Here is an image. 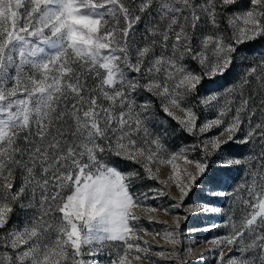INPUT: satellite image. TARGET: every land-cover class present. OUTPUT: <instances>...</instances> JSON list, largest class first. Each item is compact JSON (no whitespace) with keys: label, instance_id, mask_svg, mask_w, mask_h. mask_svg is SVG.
<instances>
[{"label":"snow or ice","instance_id":"1","mask_svg":"<svg viewBox=\"0 0 264 264\" xmlns=\"http://www.w3.org/2000/svg\"><path fill=\"white\" fill-rule=\"evenodd\" d=\"M253 44L264 49V0H0V264H159L140 233L184 264L187 216L163 233L139 225L161 211L143 201L173 184V208L200 185L231 198L206 229H229L205 241L215 264H264V50L241 55ZM228 75L223 92L208 86ZM167 118L196 143L173 151ZM229 169L241 182L216 192ZM145 180L168 191H134Z\"/></svg>","mask_w":264,"mask_h":264},{"label":"rangeland","instance_id":"2","mask_svg":"<svg viewBox=\"0 0 264 264\" xmlns=\"http://www.w3.org/2000/svg\"><path fill=\"white\" fill-rule=\"evenodd\" d=\"M214 115L215 113L208 114V118H211ZM162 127L167 128L166 126H162ZM157 131H159V129H157ZM167 141L171 149L175 151L178 150L181 146L192 145L196 143V138L192 137V142L189 144H185L183 141L180 140H177L175 142L170 140ZM198 152L199 149H197L196 152L191 153V155L194 158H198L197 156ZM177 163L183 166L182 161H178ZM126 165L127 166L123 169L125 171H129L131 170L132 167H134L133 165H131V163H127ZM152 167L153 170H155L156 165L153 164ZM188 167H190V170L194 171V168H192L191 166ZM170 172H171L170 166L168 165L160 166L159 178L167 179V176L170 174ZM222 180L223 178H220L219 187L215 189L216 192H224L221 189ZM148 187L162 188L165 191H168V189L164 185H161L156 180L137 181L134 191L136 192L146 191ZM171 195L178 196V190L175 188L174 184L171 187L169 196H159L155 199L144 200L143 203L145 205L157 207L161 209V211L151 214L142 211L139 212L138 213L140 215L139 225L147 229L149 233H155L157 231L163 233L166 229H171V230L175 229V224L173 223L174 217L187 216L188 218L186 220L182 219L180 221L181 230H182V236H181L182 244L179 248V251L181 252L182 258L184 260V264H215V259L218 256V252L210 251L209 249L211 248V245L209 243H206L205 241H211L214 237L223 236L226 233L223 231V227L217 229H211V230H206V229H209L210 226L213 224H220L222 222L221 212L212 213V212H203V211L200 212L186 211V209L190 210L193 205H197V204H206L208 207L219 208L215 204L205 201L206 198L212 197L214 195H212L209 192L208 186L200 185L196 190L190 193L189 197L186 198L183 206L180 208L171 207V205L177 202L176 200H173L171 198ZM165 208L169 210V214H165V212L163 211V209ZM149 215L153 216L156 220L166 221L167 223L149 222V218H148ZM140 235L143 237V240L140 241L142 246H144L143 241L145 240L148 242L149 245H151L152 250L146 254L151 258V260L158 261L159 264H175V261L163 260L153 255V253L156 251H170V245H168L161 236H156L155 238H153L152 235H145L144 233H140ZM189 248H193V252L191 255H189L187 252V249ZM224 250L227 252V248H225ZM3 251L4 249L0 247V252ZM198 253L204 254L202 259L196 258ZM101 264H107L106 256L101 258ZM133 264H149V261L148 260L142 262L133 261Z\"/></svg>","mask_w":264,"mask_h":264},{"label":"trees","instance_id":"3","mask_svg":"<svg viewBox=\"0 0 264 264\" xmlns=\"http://www.w3.org/2000/svg\"><path fill=\"white\" fill-rule=\"evenodd\" d=\"M255 50V51H254ZM264 49L261 48L260 44H253L249 45L246 48L241 49V55L245 56H253L259 51H262ZM239 63V61H237ZM240 71L239 68L236 69V72L238 73ZM236 79L235 75H228L226 77H217L214 81L208 82V86L211 88L212 91L215 92H222L224 89L229 87L232 83H234ZM143 96L138 97V100H142ZM158 104V102H157ZM161 116H163V113H161ZM168 122L163 124L162 126H166L168 131L167 140L170 141H183L185 144H189L192 142V137L188 136L186 133H180L178 131H175V129L178 128V125L175 121H172L170 118H167ZM234 149L237 151V154L240 153V149L236 146H234ZM125 164L131 163V162H123ZM134 167H139L138 165H133ZM141 173H143V170L140 169ZM221 178H223L221 182V189L224 192H229L232 190L233 187H235L238 183L241 182L243 178V171L242 169H229L226 173L221 174ZM205 199V198H204ZM206 202H211L218 206L220 209H223L221 211V220H225L226 216L225 213L229 212V205L231 204V198L228 196H212L205 199ZM223 231L227 233L229 229L223 228Z\"/></svg>","mask_w":264,"mask_h":264}]
</instances>
